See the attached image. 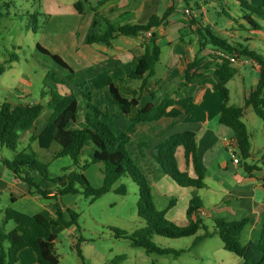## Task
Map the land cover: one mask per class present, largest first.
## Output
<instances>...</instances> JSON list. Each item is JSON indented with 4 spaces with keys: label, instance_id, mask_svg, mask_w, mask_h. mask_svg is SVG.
Wrapping results in <instances>:
<instances>
[{
    "label": "trees",
    "instance_id": "16d2710c",
    "mask_svg": "<svg viewBox=\"0 0 264 264\" xmlns=\"http://www.w3.org/2000/svg\"><path fill=\"white\" fill-rule=\"evenodd\" d=\"M212 1L221 4L223 2V0H183L185 8H189V17L192 18V22H196L193 12L200 11L202 6H207ZM236 1L246 11L243 19L250 27L249 31L262 30L257 19L264 20V0H262L261 7L252 5L248 0ZM104 3H100L91 10L97 13ZM9 7L10 3L0 0V20L8 14ZM74 8L81 16L87 13L82 0L75 2ZM169 13L170 11H167L162 16L154 15L143 25L114 23L103 17L101 26H98L95 21L96 29L86 39L88 45L110 46L117 35L136 37L150 33L148 42L152 43V47L146 45L144 54L134 58L133 70L128 78L108 77L109 91L114 103L133 123H151L165 117L177 118L182 114H189L197 108L193 98L182 100L167 98L158 105L141 106V95L148 82L154 77L156 65L160 61L161 50L156 45V36L153 34L160 25L165 23ZM225 15L227 16L228 13L225 12ZM200 33L203 42L200 43L199 54L189 64L183 79L189 84L200 83L204 80L205 72L214 64L213 73L218 83L213 84V88L220 91L225 97L219 121L233 131L237 141L238 154L245 163V169L249 171L251 166L246 161L251 158L252 146L250 134L243 118L245 110L252 107L254 113L264 123V57L243 44H232L220 38L214 33L211 26H204ZM207 46H212L229 55L248 57L260 66L256 88L245 97L243 107L229 105V90L226 85L237 74V69L232 67L230 61L225 59L220 61L216 55L212 56L211 62L200 56ZM38 49L70 72V85H73L75 90L87 98L88 112L82 128H74L78 113L77 96L74 91L67 93L64 88H59V86H66V82L61 78H52L54 85L44 83L45 88L37 103L11 104L5 102L0 105V151L7 149L14 154L12 159H3V164L15 177L27 184L32 195L49 199L52 193H55L54 197L57 195L59 198L66 195L84 194L86 197H91L93 201L109 192L125 196L127 187L124 184L116 187V184L122 178L128 177L138 188L137 211L138 216L145 223L142 228L132 234L124 232L123 235L131 241L133 247L142 248L148 254H173L174 257H179L186 250L159 247L152 241L153 237L169 240L194 237L192 243V247H194L206 238L218 236L224 244V249L240 258L241 264H264V225L257 243L248 242L243 245L239 239L240 234L250 222L249 218L239 221L216 218L213 220L216 230L197 235L201 229H206V227L204 221L198 216V212L203 208V202L199 196L195 195L191 198L186 212L189 220L187 226L181 227L170 221L167 218V213L176 205L177 200L170 199L168 207L163 210L157 208L151 185L127 150V145L131 140L130 136L127 133H115L111 125L101 118L102 116L106 117L107 113L93 105L87 80L77 76L58 55L51 54L40 46ZM6 69V66L0 64V77ZM131 81H140L141 84L137 90L126 92L127 89L123 88V84ZM45 99L48 101L45 102ZM45 112H49L47 124L44 129L37 132V121ZM23 132L30 133L31 141L37 142L41 149L50 150L54 144H57L59 149L53 152L52 160L69 158L72 161V166L64 168L65 174L51 178L49 163L40 161L34 152L31 154L17 152ZM89 145H92L93 152L89 160L82 161L85 148ZM179 147L184 148L186 160L192 161L196 178L179 170L176 159ZM155 159L168 177L179 186L197 189L205 187V172L197 155L195 133L185 131L169 136L158 145ZM262 160L264 163V156ZM95 164L103 165V183L97 188L91 185L85 175L86 169ZM36 176L53 184L54 188H44L36 181ZM1 215L0 211V217ZM192 216H196L195 221L191 219ZM76 219L77 214L69 208L62 211L58 207L54 216H45L40 212L26 214L10 206L4 211L0 226V264H17L23 250L31 251L38 264H59L60 259L55 246V228L69 229L76 224ZM9 222L14 223L12 230L6 229ZM121 260L123 257H118L114 263L118 264Z\"/></svg>",
    "mask_w": 264,
    "mask_h": 264
},
{
    "label": "crops",
    "instance_id": "0c3cea01",
    "mask_svg": "<svg viewBox=\"0 0 264 264\" xmlns=\"http://www.w3.org/2000/svg\"><path fill=\"white\" fill-rule=\"evenodd\" d=\"M82 1L84 2V0ZM226 1L223 0L222 4L212 1L207 6H202L200 11H194L196 22H192V18L189 17V8H185L183 0H88L87 3L84 2L87 9L85 15L81 16L75 10L82 18L86 32L81 40L86 62L84 68L77 76L87 80L94 87H101L104 94L109 97V102H111L113 99L109 91L108 77L128 78L133 70L134 58L144 54L146 45L152 47V43L148 42L149 34H141L136 37L117 35L110 46L88 45L85 42L86 34L89 32L90 35L95 31V21L98 26H101L103 17L114 23L143 25L152 16H162L165 12L170 11L165 23L160 25L155 30V34H153V36H156L155 43L161 50L160 61L156 65L154 77L148 82L146 89L141 95V106L147 104L158 105L167 98L173 100L193 98L197 108L193 112L182 114L177 118L165 117L159 121L143 123L138 126L136 131L141 140L135 146L137 148V155H134L135 162L138 163V166L148 179L152 187L153 197L154 192L158 194V198L154 197L156 206L157 199V202L163 201L162 207H157L158 209L167 208L169 200L179 196L176 197V205L167 213L169 220L179 221L183 226H187L189 222L186 216L188 205L191 198L197 195L203 202V208L198 212V216L204 222L206 219L213 221L216 218H223L227 221L250 219V222L239 236L240 239L241 235L246 232V235L244 234L246 243H242L246 245L248 242H258L264 225V163L262 160L264 153L260 158V164L252 163L254 150L251 143L252 155L246 161L251 166V169L249 171L245 169V163L239 154V163L235 164L233 162L224 139L233 138L234 134L230 128L222 125L219 121L225 97L220 91L213 88V84L218 83L213 73L214 64L205 72L204 80L200 83L189 84L183 79L189 64L199 54L200 43L203 42L200 31L203 30L204 26H211L217 36L232 44L240 43L244 45L243 42L253 41L254 38L250 34L246 35V33L250 32L249 28L244 24V19L239 23V21L231 17L230 13L225 11L228 13L226 16L224 10H218ZM248 1L250 2V0ZM100 3H104V5L99 8L97 13L93 12L91 8H96ZM235 3L240 7L237 1ZM250 3L254 5L252 2ZM259 6H262V0H259ZM227 9H229L228 5ZM221 15H224L228 21H224ZM231 22L237 25L236 28L229 27ZM246 47L255 52H257L256 48L260 49L255 42ZM216 52L217 49L207 46L200 53V56L211 62L213 60L212 56L216 55ZM230 56H236L238 59L237 63H232V67L237 69V74L234 78L241 76L243 85L246 78L245 74L238 69L239 66L242 69L251 68L258 73V76L255 77L250 71L251 74L249 75L252 81L248 88H245L246 85H244V96L246 97L256 88L260 66L248 57H238L236 54H231ZM262 56L264 57V55ZM246 63L251 64L244 65ZM140 84V81L125 82L123 88L127 89L126 92H129L130 90H137ZM19 98L24 101L26 97L19 93ZM39 101L33 100L29 102L37 103ZM47 101L48 99H45V102ZM229 105H232L230 98ZM119 112L122 113L120 110ZM48 116L49 112H45L39 118L36 125L37 132L44 129ZM119 118L124 123H126V119L130 121L123 113L120 114ZM74 128L76 127L74 126ZM185 131L195 133L197 155L205 172V187L202 189L181 187L171 179L176 188L172 187L170 180L164 176L160 164L155 159L157 147L163 140L171 135ZM127 134L131 138L128 144L129 148L133 143V139L129 133ZM89 149L93 152V147H89ZM4 151H7V149L0 151V197L7 195L11 207L26 214L40 212L45 216H54L58 207L62 211L68 208L71 209L66 205L60 206L59 204L62 202L63 197L59 198L57 195L54 197L55 193H52L49 199L32 195L27 184L15 177L3 164V159L13 158L12 153L7 154ZM176 159L182 172H187L190 177L196 178L193 163L191 160H186L183 147L177 149ZM69 161L71 164L72 161L70 159ZM206 179L211 180L213 183H206ZM36 181L44 188H54L53 184L44 181L40 176H36ZM159 181L170 190L163 191L159 186ZM153 186H156V189ZM202 190L212 194L214 201L210 203L213 206L211 210L205 208L204 199L199 195ZM181 201L184 204L182 211L178 212L177 209H180ZM191 219L195 221L196 216H192ZM0 220L2 221V216ZM241 262V259L238 258V260L232 261V264H241ZM17 264L38 263L31 251L23 250L20 253Z\"/></svg>",
    "mask_w": 264,
    "mask_h": 264
},
{
    "label": "rangeland",
    "instance_id": "374dc122",
    "mask_svg": "<svg viewBox=\"0 0 264 264\" xmlns=\"http://www.w3.org/2000/svg\"><path fill=\"white\" fill-rule=\"evenodd\" d=\"M4 1L10 3V7L7 11L8 14L0 20V64L7 67L5 73L0 77V105L5 102L18 104L25 101L40 100L41 92L45 88L44 83L54 85L51 79L61 78L66 82V86H59V88H64L67 93L74 91L77 96L78 113L74 126L78 129L82 128V125L86 122L88 112L87 98L75 90L73 85H70V72L38 49V46H40L51 54L58 55L76 75L80 74L86 62L81 43L86 32L84 22L74 8V3L77 0ZM235 1L227 0L224 2L223 8L220 7L218 10H225L240 23L244 14L246 15V11L238 7ZM250 2L257 7H261L259 6V0H250ZM227 5L229 9H227ZM4 12L6 13V11ZM221 17L224 21H228L224 15H221ZM217 21L219 22V20ZM257 21L262 26V30L246 33L254 39L243 43L245 46H250L255 42L257 47H260V49L256 48L255 50L264 55V20L257 19ZM244 24L250 28L246 22ZM236 26L232 22L229 24V27L236 28ZM88 35L89 32L86 34L85 42ZM250 64L246 63L244 65ZM238 69L245 74L244 85H246L245 88H248L252 81L249 75L251 74L250 71L255 77L258 76V73L251 68L242 69L239 66ZM88 84L93 105L107 113L106 117L102 116L101 118L112 126L116 131L115 133L127 132L131 135L133 143L129 148L127 145V150L135 161L134 155H137L135 146L141 140L136 129L141 124L132 123L128 119H126V123L121 122L119 116L122 113L119 112L113 100L109 102V97L104 94L101 87H94L89 82ZM244 85L241 76L235 77L227 84L232 105L243 106L245 99ZM19 93L25 95L24 101L20 100ZM243 121L251 135L254 150L252 163L260 164V158L264 153V123L254 113L252 107L245 110ZM30 137V133H22L17 152L28 154L34 152L40 161L49 163L51 178L65 174L64 168L72 166L69 158L52 160L53 152L59 149L57 144H54L50 150L41 149L37 142L31 141ZM89 147H92V145L86 146L82 161L89 160L92 153ZM4 152L7 154L12 153L8 150ZM136 164L138 166V163ZM102 170V164H95L86 169L85 175L93 187L97 188L102 185ZM76 171L78 170L76 169ZM162 172L170 180L171 186L175 187V184L163 169ZM206 183L211 184L213 182L206 179ZM121 184L127 187L125 196L109 192L94 201L84 194L67 195L62 198L59 205H66L74 210L77 219L76 224L70 229L58 228L55 230V246L60 259L59 264H115L114 261L118 257H123V260L119 261L118 264H232V261L238 260L235 254L224 249V244L218 236L206 238L194 247H192L194 237L176 240L153 237L152 241L159 247L186 250L179 257H174L173 254H148L142 248L133 247L131 241L126 239L123 234L124 232L132 234L145 225L144 221L138 216L137 211L139 191L128 177H124L117 182L116 187ZM159 186L163 191L170 190L166 185L163 186L160 181ZM153 188L156 189V186H153ZM199 195L204 199L205 208L211 210L213 206L210 203L214 201L212 194L202 190ZM154 197L158 198L156 192H154ZM176 197L173 199H177ZM157 200V207L161 208L163 201L157 202ZM183 204L184 202L181 201L180 209H177L178 212L182 211ZM9 207V197L7 195L1 196V216ZM1 223L0 220V226ZM174 223L178 226L182 225L179 221ZM204 225L206 229H201L197 235H203L206 232L211 233L216 230L214 222L210 219H206ZM13 227L14 223L9 222L6 229L12 230ZM244 234L246 235V232L240 238L242 243H246Z\"/></svg>",
    "mask_w": 264,
    "mask_h": 264
},
{
    "label": "built area",
    "instance_id": "2783aa9c",
    "mask_svg": "<svg viewBox=\"0 0 264 264\" xmlns=\"http://www.w3.org/2000/svg\"><path fill=\"white\" fill-rule=\"evenodd\" d=\"M194 15V14H193ZM150 35V33H148ZM216 56H218L219 60H228L231 63H237L238 59L236 56H230L229 54H227L224 51L221 50H217L216 52ZM225 145L229 148V152H230V156L233 160V162L235 164L239 163V159H238V147H237V141L236 138H225Z\"/></svg>",
    "mask_w": 264,
    "mask_h": 264
},
{
    "label": "water",
    "instance_id": "95a60500",
    "mask_svg": "<svg viewBox=\"0 0 264 264\" xmlns=\"http://www.w3.org/2000/svg\"><path fill=\"white\" fill-rule=\"evenodd\" d=\"M84 2H86V3H87V2H88V0H84Z\"/></svg>",
    "mask_w": 264,
    "mask_h": 264
}]
</instances>
